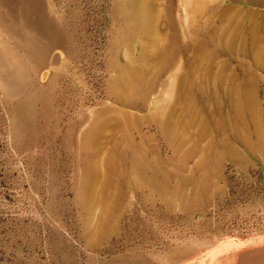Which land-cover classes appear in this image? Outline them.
<instances>
[{
	"label": "rangeland",
	"instance_id": "1",
	"mask_svg": "<svg viewBox=\"0 0 264 264\" xmlns=\"http://www.w3.org/2000/svg\"><path fill=\"white\" fill-rule=\"evenodd\" d=\"M0 264H264V0H0Z\"/></svg>",
	"mask_w": 264,
	"mask_h": 264
},
{
	"label": "bare ground",
	"instance_id": "2",
	"mask_svg": "<svg viewBox=\"0 0 264 264\" xmlns=\"http://www.w3.org/2000/svg\"><path fill=\"white\" fill-rule=\"evenodd\" d=\"M239 109H241V108H239Z\"/></svg>",
	"mask_w": 264,
	"mask_h": 264
}]
</instances>
